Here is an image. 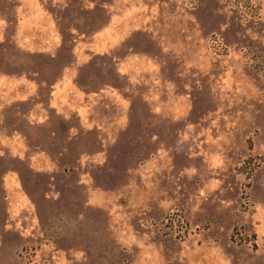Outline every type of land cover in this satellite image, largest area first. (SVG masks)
Here are the masks:
<instances>
[{
    "label": "rangeland",
    "instance_id": "rangeland-1",
    "mask_svg": "<svg viewBox=\"0 0 264 264\" xmlns=\"http://www.w3.org/2000/svg\"><path fill=\"white\" fill-rule=\"evenodd\" d=\"M0 264H264V0H0Z\"/></svg>",
    "mask_w": 264,
    "mask_h": 264
}]
</instances>
